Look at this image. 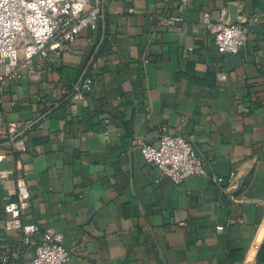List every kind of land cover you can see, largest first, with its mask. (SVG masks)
<instances>
[{
	"label": "crops",
	"instance_id": "crops-1",
	"mask_svg": "<svg viewBox=\"0 0 264 264\" xmlns=\"http://www.w3.org/2000/svg\"><path fill=\"white\" fill-rule=\"evenodd\" d=\"M106 1L96 29L1 86L0 130L30 128L15 151L0 134V171L11 172L0 178V264L34 251L5 229L20 176L33 241L62 234L67 264H264V0ZM222 8L248 27L238 54L218 53L202 23ZM178 14L176 28L159 25ZM161 124L192 142L205 175L175 184L143 159Z\"/></svg>",
	"mask_w": 264,
	"mask_h": 264
},
{
	"label": "built area",
	"instance_id": "built-area-1",
	"mask_svg": "<svg viewBox=\"0 0 264 264\" xmlns=\"http://www.w3.org/2000/svg\"><path fill=\"white\" fill-rule=\"evenodd\" d=\"M106 0H0V90L9 81L17 80L26 71L34 59L46 60L51 53L59 54L67 46L89 29H96L104 18ZM227 8L220 10V20L214 22L208 13L203 14L202 23L213 40L218 53L222 55L238 54L248 46V27L240 23H228ZM253 21H256L253 18ZM183 22L182 15H172L159 20L165 29L176 28ZM192 50V48H189ZM92 78L77 82L69 94H81L89 89ZM68 94V95H69ZM30 125L20 126L10 123L1 128L0 134L6 138L5 144L15 151L17 140L22 137ZM141 155L148 163L156 167L160 176L169 178L175 184H183L195 175H205L203 158L182 134L169 133V125L158 127L157 141L141 146ZM5 158L0 155V162ZM9 171H0V178L7 179ZM234 183L236 173L229 176ZM219 182L221 178H214ZM17 200L7 201L4 210L8 215L5 222L7 231L22 234L24 246L34 245L29 258L21 263L7 264H67L71 251L64 246L60 233L48 230L45 238L35 243L33 238L39 232V226L30 219L32 194L23 176L16 178ZM221 230L222 227H219Z\"/></svg>",
	"mask_w": 264,
	"mask_h": 264
},
{
	"label": "water",
	"instance_id": "water-1",
	"mask_svg": "<svg viewBox=\"0 0 264 264\" xmlns=\"http://www.w3.org/2000/svg\"><path fill=\"white\" fill-rule=\"evenodd\" d=\"M233 23H234V22H233ZM242 51H243V50H241L240 52H242ZM240 52H239V53H240ZM236 183H237V182H236ZM235 185H237V186H238L239 184L237 183V184H235Z\"/></svg>",
	"mask_w": 264,
	"mask_h": 264
}]
</instances>
